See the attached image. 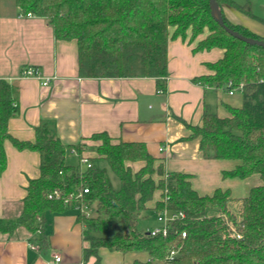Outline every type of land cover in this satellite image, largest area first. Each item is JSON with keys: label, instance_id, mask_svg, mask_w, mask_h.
Returning <instances> with one entry per match:
<instances>
[{"label": "trees", "instance_id": "obj_1", "mask_svg": "<svg viewBox=\"0 0 264 264\" xmlns=\"http://www.w3.org/2000/svg\"><path fill=\"white\" fill-rule=\"evenodd\" d=\"M22 16L46 19L54 38L75 41L78 73L84 78L156 79L162 92L166 78L168 29L171 38L192 35L209 28V35L195 50L219 48L221 60L211 64L212 75L194 80L205 87L232 92L240 106L225 105L228 116L205 111L202 123L192 127L191 138L199 139L205 159L233 160L237 165L223 177L246 179L258 175L261 184L252 187L235 211H230V192L216 189L212 195H198L189 176L166 173L162 161L153 158L142 143L114 141L104 134L88 157L90 167L81 169L66 163L72 148L80 156L82 145H63L46 123L35 128L33 142L18 141L7 130L16 113L14 88L0 81V174L4 169L3 142L19 150L39 153V177L29 182L17 217L0 219V235L13 237L17 229L36 235L39 249L48 246L47 217L75 207L87 243L85 258H98L106 248L122 254H146V262L134 264H264V47L246 44L229 35L212 17L207 0H13ZM224 24L245 37L264 40L240 25L230 23L222 13L228 6L253 17L249 3L215 0ZM264 24V19H259ZM80 159V158H79ZM104 163L117 177L111 186ZM132 164H140L133 170ZM86 190V193H83ZM158 198L150 206L155 195ZM181 212L165 237H151L137 231L145 212ZM208 211H214L208 214ZM185 237L181 238V233ZM238 236L236 238L235 236ZM177 254L166 257L170 249Z\"/></svg>", "mask_w": 264, "mask_h": 264}, {"label": "crops", "instance_id": "obj_2", "mask_svg": "<svg viewBox=\"0 0 264 264\" xmlns=\"http://www.w3.org/2000/svg\"><path fill=\"white\" fill-rule=\"evenodd\" d=\"M233 1L239 5L247 1L253 17L222 6L226 19L264 38V24L259 20L264 19V0ZM173 31V27L168 29L166 78L161 92L151 77H81L75 41L56 40L46 19L22 16L13 0H0V81L13 86L16 108L7 123L8 133L18 141L33 142L35 128L46 123L63 145L84 147L80 156L71 148L65 157L78 161L94 157L91 148L99 141L90 138L95 134L142 143L153 158L163 162L166 173L188 175L198 195L228 190V208L235 211L249 190L261 184L259 176L243 180L223 177L222 173L232 170L237 162L205 159L199 139L190 137L192 127L201 125L205 111L214 113L212 107L229 105L219 99L221 89L194 82L213 74L209 66L221 60L224 51L195 50L208 33L192 40L187 31L184 37L174 39ZM27 67L37 68L40 78L21 77ZM44 79L49 80L46 86H42ZM2 147L5 165L0 174V219L9 220L18 216L29 182L39 177L40 157L35 150L15 148L9 140ZM131 166L136 170L140 164ZM157 198L158 194L151 207ZM78 212L75 207L47 217L48 246L44 249L36 245V235L24 229H17L11 238L0 235V264H134L148 260L146 254H122L106 248L98 250L97 259L85 258L87 243L76 219Z\"/></svg>", "mask_w": 264, "mask_h": 264}, {"label": "rangeland", "instance_id": "obj_3", "mask_svg": "<svg viewBox=\"0 0 264 264\" xmlns=\"http://www.w3.org/2000/svg\"><path fill=\"white\" fill-rule=\"evenodd\" d=\"M259 10L260 9H258V12H259ZM191 29L192 28H188L186 30V32L189 31L190 39H192V40L197 38L198 36L204 34V33H208L207 36L209 35V28L208 27H203L202 28V32L196 34V36L192 35V30ZM217 95H218L219 99H222L223 102L228 103L231 106H235V107L236 106H240V99H239L238 95H235L233 97H229V96H227V93L223 92L222 90L221 91L219 90L217 92ZM212 110H213L214 113L218 114L219 116H222V117L223 116H228L227 111L222 106L221 107L218 106L217 108L216 107H212ZM66 163L68 165H71V166H77L78 165V166H80V168L82 170L85 169V167H84L85 165H83V164L80 165L79 161L76 158H74V157L67 158L66 159ZM100 165L106 169V172H107V175L109 177V180H110L112 188L114 190H117L118 187H119V182H118L117 177L113 174V172H111L109 170V168L104 163H100ZM131 168L135 169L136 167L131 166ZM213 213H215V212L214 211H208V214H213ZM155 226H157V222H156V219H155V214L148 211V212L143 213L142 216L139 218V220L137 221L136 229H137V231L139 233L144 234V233H146L147 230H149L151 228H154Z\"/></svg>", "mask_w": 264, "mask_h": 264}, {"label": "built area", "instance_id": "obj_4", "mask_svg": "<svg viewBox=\"0 0 264 264\" xmlns=\"http://www.w3.org/2000/svg\"><path fill=\"white\" fill-rule=\"evenodd\" d=\"M21 77L39 79L40 72L38 71L37 68L27 67L21 71ZM48 81H49L48 79H44L42 81V86H46L48 84ZM228 94L232 95V92H228ZM159 150L161 151L162 148H160ZM79 163L80 165L81 164L85 165L86 168L90 167L89 162L84 157H81L79 159ZM83 193H86V190H83ZM79 212H82L85 215L89 214V211L84 208H79ZM182 218H184V215L181 212H170V211H167L166 209L159 211V212H155V219L157 222V226L147 230L146 234L151 237L158 236V235L165 237L168 233V229L171 226V224ZM184 237H185V232H182L181 238H184ZM235 237L238 238L237 235ZM30 248L35 249V246L30 245ZM176 254H177L176 249L174 248L170 249L166 257V260L172 261ZM55 261L58 262L59 258H56Z\"/></svg>", "mask_w": 264, "mask_h": 264}, {"label": "water", "instance_id": "obj_5", "mask_svg": "<svg viewBox=\"0 0 264 264\" xmlns=\"http://www.w3.org/2000/svg\"><path fill=\"white\" fill-rule=\"evenodd\" d=\"M209 8L211 10V15L215 19V21L232 37L246 43L249 45H257V46H262L264 47V40H256L253 38L245 37L243 35H240L239 33L233 31L232 29L228 28L222 18H221V12L220 8L218 7V4L216 3L215 0H207Z\"/></svg>", "mask_w": 264, "mask_h": 264}]
</instances>
